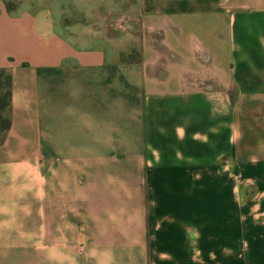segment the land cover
I'll use <instances>...</instances> for the list:
<instances>
[{"label": "crops", "instance_id": "0c3cea01", "mask_svg": "<svg viewBox=\"0 0 264 264\" xmlns=\"http://www.w3.org/2000/svg\"><path fill=\"white\" fill-rule=\"evenodd\" d=\"M0 70V264H264V0H0Z\"/></svg>", "mask_w": 264, "mask_h": 264}, {"label": "rangeland", "instance_id": "374dc122", "mask_svg": "<svg viewBox=\"0 0 264 264\" xmlns=\"http://www.w3.org/2000/svg\"><path fill=\"white\" fill-rule=\"evenodd\" d=\"M14 1H20V0H14ZM146 5V7H148V4L146 3L145 4ZM134 17L135 18H139V11H135V14H134ZM107 33H108V35L111 37L112 35H113V37H115V38H120V39H122V38H124V39H128L127 37L125 38V35H124V33H122V34H120V33H118V32H112L110 29H108L107 30ZM133 46V50H132V55L133 54H135V55H137L138 54V45H135L134 43H127L126 42V47L127 46ZM126 56H128V55H123V57H121V59L122 60H128L127 59V57ZM7 92H8V81H7V77H6V74L5 73H2V72H0V115L3 117V118H5V114H6V112H5V110H6V108H5V103L7 102Z\"/></svg>", "mask_w": 264, "mask_h": 264}, {"label": "trees", "instance_id": "16d2710c", "mask_svg": "<svg viewBox=\"0 0 264 264\" xmlns=\"http://www.w3.org/2000/svg\"><path fill=\"white\" fill-rule=\"evenodd\" d=\"M0 72L5 73L8 81V92H7V102L5 103V112L6 116L3 118L0 115V138L5 135L10 127V120H9V112H10V76L4 70H0Z\"/></svg>", "mask_w": 264, "mask_h": 264}]
</instances>
